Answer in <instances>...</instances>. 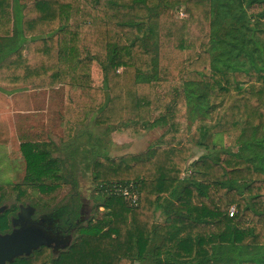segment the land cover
<instances>
[{"label": "trees", "instance_id": "1", "mask_svg": "<svg viewBox=\"0 0 264 264\" xmlns=\"http://www.w3.org/2000/svg\"><path fill=\"white\" fill-rule=\"evenodd\" d=\"M12 2L0 0V39L12 35L0 55L1 84L77 89L80 64L103 56L102 87L81 88L95 124L167 129L141 153L94 158L102 214L81 225L65 251L51 257L41 246L9 264H264V0H179L188 18L162 21V0H16L17 25ZM161 43L182 58V82L154 115L153 92L165 79ZM180 101L192 133L175 120ZM217 134L233 137L231 146L216 144ZM194 147L208 153L190 162ZM52 151L45 141L20 144L17 199L31 187L56 202L62 162ZM129 184L136 207L98 192ZM78 210L74 195L55 210L67 231ZM7 226L5 213L0 231Z\"/></svg>", "mask_w": 264, "mask_h": 264}, {"label": "rangeland", "instance_id": "2", "mask_svg": "<svg viewBox=\"0 0 264 264\" xmlns=\"http://www.w3.org/2000/svg\"><path fill=\"white\" fill-rule=\"evenodd\" d=\"M178 1L162 0L159 9V13L162 16L161 21L169 17L177 19L188 18V15L184 12V5ZM20 9L17 3L14 12L16 25L19 24ZM161 45L162 47H158L159 68L165 75V79L164 83L153 92L154 115L158 113V101L170 104L175 100L173 90H178L182 82L179 73L182 67V58L169 53L162 43ZM103 59L104 57L100 56L98 60L92 63H85V61L80 64L79 78L83 84L82 87H85L86 84L89 86L103 84L104 73L101 65ZM82 87L76 89L65 86L57 91L50 90L51 94H55L54 102L58 104L56 111L52 106L49 108L51 112L55 111L58 113L56 117L51 118V121H53L51 125L50 122L46 121L47 117L43 113L44 110L48 109L46 90L33 89L31 86L12 88L0 83V214L21 202L23 207L30 211V216L31 212L35 210L39 216L42 215L44 217V221L37 224V226L27 225L30 226V228H27L23 214L20 213L19 218H22L19 222L20 225L18 224L19 227L16 228L14 226L9 234L0 235H10L24 227L26 231L33 233V241H36L35 245H39L42 241H47V243L56 244V246L60 247L59 250H66L78 236V228L81 225L84 226L91 217H100L102 214V209L97 211L95 208L98 204V198L96 197L97 192L95 191L93 169L91 168V166H94V158L100 154L119 157L123 153L143 151L154 145L162 130L167 129L143 131L146 136H141V134H138L139 136L130 135V139L133 140L140 136L145 138L134 151L123 152V150H117L114 146L110 154V149L105 148L110 143L109 140L105 142V133L103 132L105 127H95V124L89 127V125L86 126L85 124L82 129L74 127L73 132L68 130L71 123L73 124L71 120L74 118V114L80 115V118L86 115L91 116V122L93 121V116H95V111H90L86 107V104H90L93 100L89 93L81 89ZM61 110L64 112H61ZM27 111H36L37 113L30 114ZM40 113L43 115L42 117ZM77 118L79 117L77 116ZM183 118H187L186 107L183 101H180L175 120L180 131L192 133L194 131V122L187 121V119L183 120ZM57 119L58 121L55 123ZM113 133L115 137L127 136L119 132ZM75 135L77 136L72 139ZM232 138L231 136L222 135L215 137V140L220 146H231ZM24 141L49 142L52 145L53 157H61L60 159L64 163L60 169L63 187L55 194V203L40 194L36 189L30 187L26 189L28 196L23 197L21 200L17 199V192L12 190L15 185L24 186L25 161L20 152V144ZM115 142H119V140ZM115 142L114 144H117ZM127 144L131 145L132 143ZM194 154V156H199V154ZM46 183H49V181H46ZM72 195L78 199L80 205L79 222L69 229V234L66 236L52 235L43 225L48 227L55 226V220L60 217L59 212H55V210L65 204Z\"/></svg>", "mask_w": 264, "mask_h": 264}, {"label": "crops", "instance_id": "3", "mask_svg": "<svg viewBox=\"0 0 264 264\" xmlns=\"http://www.w3.org/2000/svg\"><path fill=\"white\" fill-rule=\"evenodd\" d=\"M16 0H13V2H12V11H13V17L15 18V15H14V12H15V6H16ZM20 6V5H19ZM20 8H21V6H20ZM20 13H21V9H20ZM14 22H15V24H16V21L14 20ZM12 29H13V25H12ZM11 38H12V35H10V36H8V37H2L1 39H0V55H4L10 48H9V45H10V43H11ZM84 63V62H83ZM85 63H89V62H85ZM90 63H92V62H90ZM82 64V63H81ZM80 78H79V84L80 85H83L81 82H80ZM85 85V84H84ZM86 86L87 87H91V88H96V89H99V88H101L102 87V84H100L99 86H93V85H87L86 84ZM59 89V87L58 88H56V89H54V90H58ZM47 91V93L45 94V95H47L48 96V98H47V100H46V104L48 103V109L47 110H44L43 111V113H44V116L45 117H47V119H46V121L47 122H50V124L52 125V123H53V121H51V118L52 117H56L57 116V112H55L56 110H57V106H58V104L57 103H55L54 102V96H55V94L54 93H50V91L49 90H46ZM51 106L55 109V111H52L51 112V110L49 109V108H51ZM61 112H64V111H62L61 110ZM186 112H187V110H186ZM27 113H30V114H34V113H37L36 111H27ZM41 113H42V111H41ZM40 113V116L42 117L43 115ZM46 114V115H45ZM187 114V113H186ZM77 116L79 117V118H77ZM85 117V119H84V121L83 122H79V119H80V115H75L74 114V118L71 120V121H73V125L75 126V127H77V128H79V129H82L83 128V126L86 124V126L87 125H89V127H91L92 126V124L94 125L95 124V122H94V120H95V116H93V121L91 122V116H84ZM48 119H50L49 121H48ZM185 119H187V121H189V118H188V114H187V118H183V120H185ZM58 121V119L55 121V123ZM64 121V120H63ZM142 123H143V121H141L140 122V124H139V129L141 130L142 129V126L140 127V125H142ZM95 127H105V130H103V132L105 133V135H104V138L106 139V141L105 142H107L108 140L110 141V143L108 144L109 146H106L105 148L107 149V148H109L110 149V154H111V152H112V150H113V148H114V146L116 147V149L117 150H123V152H126V151H129V150H133L134 151V149H137V146L138 145H140L142 142H143V139L145 138V137H141V136H146V133H143V131L141 130V131H139L138 133H134V132H132L131 130L129 131V130H126L125 128L126 127H124V126H122L121 128L122 129H119V128H117V126H97L96 124H95ZM94 127V128H95ZM160 129H165V127H158V128H155V129H151L152 131L154 130H160ZM77 131H79V130H77ZM165 131V130H164ZM163 130H162V132H161V134L159 135V137H158V139H157V141L159 140V138H160V136L163 134V132H164ZM81 132V131H80ZM113 132H119V133H121V134H124V135H127V136H123V135H121V136H119V137H115V134L113 133ZM138 134H141V136L140 137H137L136 139H130V135H133V136H136V135H138ZM77 135H75L72 139H74L75 137H76ZM139 136V135H138ZM219 136H222V134H217V135H214V137H213V141L214 142H216V144H218L219 145V143H217V141L215 140V137H219ZM224 136V135H223ZM116 140H119V142H115ZM114 142L115 143H117V144H114ZM127 143H132L131 145L130 144H127ZM146 150V149H145ZM145 150H143V151H145ZM143 151H139V152H128V153H125V154H138V153H141V152H143ZM195 151H197V152H195ZM194 153H196V154H199V156H194L195 154ZM208 153V151H206V150H203V149H199V148H196V147H194L193 148V154H192V158H191V160H190V162H192V161H195V160H197L200 156H202V155H204V154H207ZM124 153L122 154V155H125ZM121 155V156H122ZM52 156H54L53 154H52ZM97 156H104L103 154H100V155H97ZM107 156H109V157H112L113 158V156H111V155H107ZM54 158H57L58 160H60L61 161V157H54ZM62 162V161H61ZM63 162H62V166H63ZM91 168H92V166H91ZM162 215H159L158 214V218H159V220H161L162 218H163V216L161 217Z\"/></svg>", "mask_w": 264, "mask_h": 264}, {"label": "flooded vegetation", "instance_id": "4", "mask_svg": "<svg viewBox=\"0 0 264 264\" xmlns=\"http://www.w3.org/2000/svg\"><path fill=\"white\" fill-rule=\"evenodd\" d=\"M26 194H27V192H26ZM27 196H28V194H27ZM0 199H1V196H0ZM5 213L7 215L8 226L4 231H2V232L0 231V234H2V235L9 234L12 231L14 226L16 228L19 227L20 220H18V219H19L20 213L23 214L25 225H36L37 226V224L44 221V217L42 215L39 216L37 214V211L35 212V210L31 212V216H30V211H27L25 209V207H23V204L21 202H19L17 204V206L16 205L11 206L7 210L3 211L0 214V216H2ZM79 219H80V211L78 210L76 219L73 222L74 225H76V223L79 222ZM55 222H56L55 226L48 227V226L43 225V227H45L46 230H48L52 235L66 236L69 234L68 231L62 227L60 217H58V219H56ZM42 247H45L48 249L51 257H57L59 255V253L65 251V250H59L60 247H58V246H56V244H52V243L49 245H44ZM40 248L41 247H39L38 249H40ZM34 251H36V250H34ZM19 258H23V257H19ZM6 264H9V263H6Z\"/></svg>", "mask_w": 264, "mask_h": 264}, {"label": "water", "instance_id": "5", "mask_svg": "<svg viewBox=\"0 0 264 264\" xmlns=\"http://www.w3.org/2000/svg\"><path fill=\"white\" fill-rule=\"evenodd\" d=\"M28 227L30 228V226ZM35 242L33 241V233L26 231L24 227L10 235H0V264L11 263L14 259L23 257V255L28 257L32 251L50 244L47 241H42L39 245H35Z\"/></svg>", "mask_w": 264, "mask_h": 264}, {"label": "built area", "instance_id": "6", "mask_svg": "<svg viewBox=\"0 0 264 264\" xmlns=\"http://www.w3.org/2000/svg\"><path fill=\"white\" fill-rule=\"evenodd\" d=\"M101 189V186H100ZM100 194L104 195H114V196H119L122 197L125 202L130 206V207H136L138 206L139 199H138V194L135 191V188L132 184H129L128 186H107L104 189H101L98 191ZM235 212L234 207L230 208L229 210V216H233Z\"/></svg>", "mask_w": 264, "mask_h": 264}]
</instances>
